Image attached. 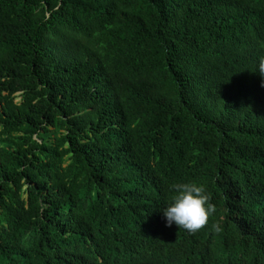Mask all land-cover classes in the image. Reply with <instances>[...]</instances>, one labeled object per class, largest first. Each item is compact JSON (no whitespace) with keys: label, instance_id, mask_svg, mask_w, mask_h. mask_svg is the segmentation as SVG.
<instances>
[{"label":"trees","instance_id":"16d2710c","mask_svg":"<svg viewBox=\"0 0 264 264\" xmlns=\"http://www.w3.org/2000/svg\"><path fill=\"white\" fill-rule=\"evenodd\" d=\"M262 60L264 0H0V264H264Z\"/></svg>","mask_w":264,"mask_h":264},{"label":"clouds","instance_id":"9594fccd","mask_svg":"<svg viewBox=\"0 0 264 264\" xmlns=\"http://www.w3.org/2000/svg\"><path fill=\"white\" fill-rule=\"evenodd\" d=\"M259 73L264 76V60L259 64ZM256 77L264 87L261 77ZM171 191V200L162 209L165 227L174 225L188 233H195L205 226L208 218L215 212V207L209 202L204 187L195 183H179L172 185Z\"/></svg>","mask_w":264,"mask_h":264}]
</instances>
